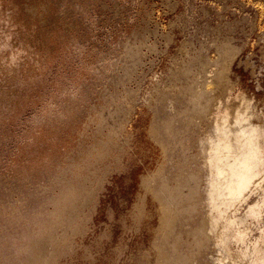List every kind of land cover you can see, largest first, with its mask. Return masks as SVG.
<instances>
[{
	"label": "rangeland",
	"instance_id": "1",
	"mask_svg": "<svg viewBox=\"0 0 264 264\" xmlns=\"http://www.w3.org/2000/svg\"><path fill=\"white\" fill-rule=\"evenodd\" d=\"M250 139L264 0H0V264H255Z\"/></svg>",
	"mask_w": 264,
	"mask_h": 264
},
{
	"label": "bare ground",
	"instance_id": "2",
	"mask_svg": "<svg viewBox=\"0 0 264 264\" xmlns=\"http://www.w3.org/2000/svg\"><path fill=\"white\" fill-rule=\"evenodd\" d=\"M218 82H219L220 87L211 94L212 95L211 100L207 102L208 110L213 109L215 105L214 102L221 96L227 95L229 91L231 90L230 84L225 81L224 71L218 75ZM229 109L231 108H228V110ZM207 115H208L207 112L201 115L197 114L195 118L197 122L200 123V121H204L207 118ZM238 134L242 136L244 132L240 130ZM249 144L252 145L254 148L247 151L245 155L242 157V159L237 161L236 164L230 166V169L236 175L237 182H238L237 186L234 187L233 191L231 192V194L233 195L244 196L247 193H249L255 186H257L261 181L262 174L260 173V169H261L262 163H264V148L263 146H260L259 144L252 142V139L249 140ZM216 152H218V150H216ZM226 156H228V154H226ZM222 160H224V156H222ZM220 164H222V162H220ZM222 174H224V172H222V170L218 168V172H216V178H220ZM228 178H230V176H228ZM224 182H226V178H224ZM165 186L163 187L164 190H166ZM222 188H224V186H222ZM228 188H230V184H228ZM157 195H159L158 198L160 199V202L162 204V212L164 215L165 225L170 226V218L173 212L172 208H170V206L167 204L170 201V197H168V195L171 196L170 191H165L162 197L159 193ZM256 210H257L256 207H254L250 209V212L254 214ZM242 236H244V234H242ZM254 246H258V244H254ZM258 250L260 249L258 248ZM258 250L256 249L255 252H258ZM164 258H167L165 254L164 256H162V259ZM166 262H168V260L165 259L164 264ZM255 264H264V256H258Z\"/></svg>",
	"mask_w": 264,
	"mask_h": 264
}]
</instances>
